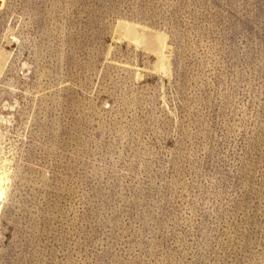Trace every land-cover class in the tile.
I'll use <instances>...</instances> for the list:
<instances>
[{"label":"rangeland","instance_id":"rangeland-1","mask_svg":"<svg viewBox=\"0 0 264 264\" xmlns=\"http://www.w3.org/2000/svg\"><path fill=\"white\" fill-rule=\"evenodd\" d=\"M0 264H264V0H5Z\"/></svg>","mask_w":264,"mask_h":264},{"label":"bare ground","instance_id":"bare-ground-1","mask_svg":"<svg viewBox=\"0 0 264 264\" xmlns=\"http://www.w3.org/2000/svg\"><path fill=\"white\" fill-rule=\"evenodd\" d=\"M5 3V0H0V9L3 8ZM4 178H0V207H1V203L3 201V192H4Z\"/></svg>","mask_w":264,"mask_h":264}]
</instances>
